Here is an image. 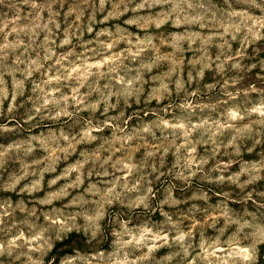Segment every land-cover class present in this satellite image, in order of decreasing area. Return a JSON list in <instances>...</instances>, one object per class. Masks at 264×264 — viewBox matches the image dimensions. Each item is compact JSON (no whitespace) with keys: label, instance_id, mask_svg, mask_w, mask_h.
<instances>
[{"label":"rangeland","instance_id":"374dc122","mask_svg":"<svg viewBox=\"0 0 264 264\" xmlns=\"http://www.w3.org/2000/svg\"><path fill=\"white\" fill-rule=\"evenodd\" d=\"M254 109L264 0H0V264H264Z\"/></svg>","mask_w":264,"mask_h":264},{"label":"clouds","instance_id":"9594fccd","mask_svg":"<svg viewBox=\"0 0 264 264\" xmlns=\"http://www.w3.org/2000/svg\"><path fill=\"white\" fill-rule=\"evenodd\" d=\"M254 111H259V112H260V115H261V116H264V111H261L260 109H254ZM233 118H234V117H233ZM177 239L182 240V239H183V235L177 237ZM245 258H246V257H245Z\"/></svg>","mask_w":264,"mask_h":264}]
</instances>
